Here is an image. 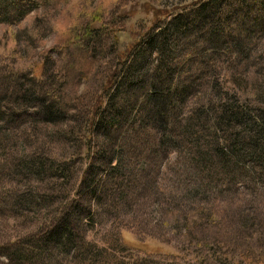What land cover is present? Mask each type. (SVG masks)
I'll return each mask as SVG.
<instances>
[{"label": "rangeland", "instance_id": "rangeland-1", "mask_svg": "<svg viewBox=\"0 0 264 264\" xmlns=\"http://www.w3.org/2000/svg\"><path fill=\"white\" fill-rule=\"evenodd\" d=\"M165 29L193 137L155 105L156 54L121 84ZM227 102L264 109V0H0V264H264V144L211 122Z\"/></svg>", "mask_w": 264, "mask_h": 264}, {"label": "trees", "instance_id": "trees-1", "mask_svg": "<svg viewBox=\"0 0 264 264\" xmlns=\"http://www.w3.org/2000/svg\"><path fill=\"white\" fill-rule=\"evenodd\" d=\"M211 1V0H210ZM208 6V5H206ZM205 4L201 7L202 10L206 9ZM30 10V9H29ZM179 20H181V18H177L174 22V26L179 25ZM167 29L162 31V36L159 38L160 41H158L157 43H155V41H152L151 43L146 42V46L149 47L148 50V54H145V50L144 48H142V50L139 51V53L136 55H134V59L132 61V64L130 67H127L126 69V75H124L121 79V84L124 81H128L131 80L130 78H133V76L130 74L133 68V66L135 65L137 59L139 58V56H142V61L143 63H146L147 67H150V63H148V60L146 58L151 57L152 54H156L157 58H156V62H152L151 66H153L155 68L154 72H152L151 74H148L149 78L147 79L146 82H150L148 84L149 88H154L155 85H151V80H155L158 81L159 83H161L164 79L161 80L160 78V73H164V75L167 77L168 79V84L170 87V92L172 90V92L168 95L170 97L165 96L164 99H160L159 101H157L155 103L156 107L159 108L161 110L160 113H164L165 116L168 114L167 110L170 105H174V107L172 108V113L173 116L175 117L177 115V117L175 118L174 123L178 126L179 130L182 128L181 126H183V130L184 132H186V135H190L191 137H193V133L191 132L192 129H194L195 127V123H197L196 120V116H197V112L195 111H191L189 113V115H187L186 117L183 118L182 115V110H180L179 105L182 102V100H184V98L188 95V93L193 90L190 88H188V85H184L183 83L180 82V73L174 72L170 67L167 66L166 64V58L169 56V52H170V48H171V41H170V35L167 34ZM150 47H152L151 51H150ZM145 56V58L143 57ZM88 57V54L85 56ZM153 64V65H152ZM152 67V69H153ZM171 69V70H170ZM126 76V77H125ZM119 82V81H118ZM117 84V82H116ZM152 93H154L153 90H151ZM60 95L62 96L63 93H60ZM119 95V89H116V99L118 98ZM142 97H146L147 96L144 94ZM31 98V97H29ZM57 98V97H56ZM58 99V98H57ZM162 100L165 101L162 103ZM35 103V102H34ZM37 103V102H36ZM165 103L167 105V107L165 106ZM215 105V102L212 103V106ZM64 105L63 104H58L57 102H41L40 105V112H43L44 114L47 115L48 118H54L59 119L60 116H63L64 113ZM137 106V105H136ZM58 107V108H57ZM135 109V107H134ZM105 112L109 111L108 116L106 114L103 115V117L101 118V122H104L107 126H109L110 128L112 127V129L114 128V125L121 119V114L123 116V113L121 112L120 107H117V103L115 104L113 102V95H109V103H108V107L105 108L104 110ZM219 111V112H218ZM159 112H157V114H159L160 116H164L162 114H160ZM213 113H214V119L210 116V120L214 125L217 126H222V125H227L230 126L229 124H237L238 126H241L242 128H244V130H246L247 132V136L248 138H250L251 142L253 144L250 145L249 148H254V149H258L260 148L259 145H261L262 143L264 144V109H251L248 107H242L241 105H239L236 102H227L224 104H218L216 106V108H213ZM156 114V115H157ZM50 118V120H51ZM162 124H164V126L166 127V123H165V119L164 118H160ZM202 120V117L198 119V121ZM108 128V127H107ZM109 129V128H108ZM164 129V127H163ZM111 130V129H110ZM227 130V129H226ZM234 130L231 128V131ZM231 131L227 130L228 133V137L224 138V139H232L233 138L236 140V142H238L237 146H239L240 144H242V139L240 138V136L236 133H232ZM173 132L171 131L169 134H172ZM167 137V134H166ZM169 144L170 142L167 141ZM233 148V146H232ZM232 151V150H231ZM232 155L230 156V154L227 152V148H224V151H220V158L222 163H226L228 162L230 157L236 158L233 153H231ZM262 154H264V151H262ZM204 154L199 152V156L202 157ZM204 158L206 159L207 156L204 155ZM109 161V164H111L113 161L107 160ZM121 165V160L120 162L118 161V163L116 164V170L118 169V167H120ZM93 164L90 163L88 165L87 170L92 169ZM86 170V171H87ZM84 174V172H83ZM92 176L93 174L91 173V175L88 177L89 182L85 181L87 178V175L85 174L83 177V181L85 182V184L91 185L94 183V181L92 180ZM70 216V214L68 215ZM69 218V217H68ZM66 222H68L67 218L64 219ZM69 229V226H68ZM64 231H68L67 229ZM56 233V231L53 232V235ZM59 234V233H58ZM60 235V234H59ZM61 236V235H60ZM46 238V237H45ZM44 238V239H45ZM60 238V237H57ZM69 246L72 247L77 245L75 243H77V240L79 239L78 236L74 233V229H70L67 232V236L65 237ZM43 238L40 239V242L44 240ZM48 240V242H51V240L49 239H45ZM37 242H34V245H36ZM23 249V248H21ZM21 249H15L12 252L13 255H20L21 257H23V250ZM25 259V261L27 260H32V258H23Z\"/></svg>", "mask_w": 264, "mask_h": 264}]
</instances>
